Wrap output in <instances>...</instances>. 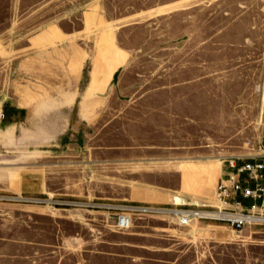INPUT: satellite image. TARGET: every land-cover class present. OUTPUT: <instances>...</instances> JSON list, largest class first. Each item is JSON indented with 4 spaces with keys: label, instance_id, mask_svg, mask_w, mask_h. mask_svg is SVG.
I'll use <instances>...</instances> for the list:
<instances>
[{
    "label": "rangeland",
    "instance_id": "rangeland-1",
    "mask_svg": "<svg viewBox=\"0 0 264 264\" xmlns=\"http://www.w3.org/2000/svg\"><path fill=\"white\" fill-rule=\"evenodd\" d=\"M69 28L98 66L131 57L107 89L116 105L89 114L78 148L68 135L59 147L14 146L0 127V237L13 252L24 242L39 264H264V225L234 233L220 221L136 214L122 229L113 209L209 200L218 165L264 141V0H0V108L28 85L40 97L62 90L28 77L27 61L36 71L53 50L60 61ZM90 63L80 88L93 92L101 81L88 86ZM195 167L209 169L204 192L184 179Z\"/></svg>",
    "mask_w": 264,
    "mask_h": 264
},
{
    "label": "crops",
    "instance_id": "crops-1",
    "mask_svg": "<svg viewBox=\"0 0 264 264\" xmlns=\"http://www.w3.org/2000/svg\"><path fill=\"white\" fill-rule=\"evenodd\" d=\"M83 19L91 21V26L97 25L101 20L99 16L93 13H89ZM56 29L61 30L59 27ZM56 29L54 28L53 30ZM58 30H51L49 32L52 36H56L59 34ZM62 34L65 36L64 41L67 42V44H63L59 50L60 53H66L60 61L56 59L58 54L55 50L51 51L49 55L48 53L44 54V58L41 61L36 58L35 63L36 67H38L36 71L30 68L31 57H29L27 61L28 77L34 74L35 76L41 77L39 81L42 83L62 84V90L56 87L54 91L51 92L50 97H40L32 93L28 85L29 90L24 93L23 96H6L2 100L0 108L2 112L0 119L1 131L8 127L9 132L14 133V146L19 144L28 147H42L47 143L56 141L52 146L59 147L60 145H68V142H65V144L62 142L64 141L63 136L68 135L69 143H71L74 148H78L79 142L72 141L73 136L77 139L81 125H84L85 122L89 123V114L92 113L93 115V113L99 112L101 108L114 107L116 105L114 102L116 92H111L107 89L113 81L117 70L130 61L131 57L129 54H126V51L121 53L124 57V62L120 64L117 69L113 62L106 63L104 67H101L93 61L94 58H96L95 53L97 51L94 49L89 50L87 51V55L84 56L83 46L73 43L75 37L73 36L71 28L67 29V32H62ZM109 56L110 55H108V57ZM88 61L91 62L90 69L87 71L88 86L90 83H93L92 81L95 74L100 79L99 81H101V87L93 92L89 91L88 87L85 91L80 88L85 73V66ZM38 62L45 64L50 62V66L46 64L41 71ZM21 66H23V64H21ZM39 100L43 101L40 103ZM122 107L126 108V105ZM74 116L76 117L75 120L73 118ZM40 127L45 129L44 134H36L37 131L40 130ZM18 133L21 135L19 138L17 136ZM2 143L3 145H8L5 141ZM217 169L218 182L223 174L224 167L223 165H218ZM206 172L208 173L209 169L207 170L205 167L185 169L184 179L194 181V183L189 185V188L195 192H204L205 190L202 188L201 180H203ZM214 183L215 182H212L211 186H213ZM212 190L210 192H212ZM213 194L214 191L212 192V195ZM157 196L159 195H155V197L152 195H145V199L152 201L158 199ZM145 199L142 201L150 202ZM0 239V264L38 263L33 254L28 255L21 251L24 242L19 241L17 245L19 249L13 252L10 239L7 236H2Z\"/></svg>",
    "mask_w": 264,
    "mask_h": 264
},
{
    "label": "built area",
    "instance_id": "built-area-1",
    "mask_svg": "<svg viewBox=\"0 0 264 264\" xmlns=\"http://www.w3.org/2000/svg\"><path fill=\"white\" fill-rule=\"evenodd\" d=\"M223 163V174L211 199L184 201L171 206L115 205L113 209L120 211L118 227L131 228L136 214L171 215L182 226L198 220L220 221L234 233H242L255 225H264V141L248 140L245 153L228 157Z\"/></svg>",
    "mask_w": 264,
    "mask_h": 264
},
{
    "label": "bare ground",
    "instance_id": "bare-ground-1",
    "mask_svg": "<svg viewBox=\"0 0 264 264\" xmlns=\"http://www.w3.org/2000/svg\"><path fill=\"white\" fill-rule=\"evenodd\" d=\"M184 201L186 202V200L182 196H178V197H175L174 203H183Z\"/></svg>",
    "mask_w": 264,
    "mask_h": 264
}]
</instances>
